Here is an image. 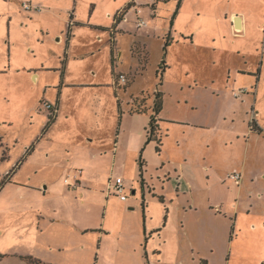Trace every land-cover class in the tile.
Returning <instances> with one entry per match:
<instances>
[{"label":"crops","instance_id":"0c3cea01","mask_svg":"<svg viewBox=\"0 0 264 264\" xmlns=\"http://www.w3.org/2000/svg\"><path fill=\"white\" fill-rule=\"evenodd\" d=\"M115 1L105 0L100 14L96 0H0L3 11L0 15V237L20 235L30 248L19 262H7L9 253L0 254V264H66L64 259L58 258L59 252L85 246V239L92 232H98L103 241L116 230L114 225H117L108 226L107 219L101 225L85 224V218L96 211L90 212V204L101 205L105 201L109 207L115 199L124 204L125 210L137 207V197L129 200L127 196L121 201L108 192L111 180L120 179L125 193L128 189L120 167L134 165L144 149L145 165L157 162L166 168L162 162L164 142L158 152L156 141L147 144V135L139 138L132 133V128L117 132L115 129L114 135L111 134L124 109V115L119 117L123 127L128 128L131 117L142 114L130 112L133 99L143 94L127 97L134 80L130 79L120 88L116 85L121 73L131 74L120 69L124 54L122 40L125 36L133 37L130 52L137 63L134 73L142 75L141 58H148V51L146 38L139 30H146L149 37V28L161 1L118 0L112 7ZM25 2L40 9H26ZM129 2L136 8L129 9L116 24L114 15ZM181 5L179 2L172 18L168 46L174 41L172 30L176 20L182 16ZM215 5L221 8L217 31L220 46H225L222 41L228 40L239 55L259 53L261 47L264 53V0H224ZM137 8L147 21L144 27H137ZM202 29L201 25H196L191 31L181 29L179 34L193 42ZM86 32L94 34L98 44H92ZM262 66L263 59L257 69L230 70L225 87L239 85L242 78L237 76H242L248 79L240 81V88L248 93L249 88L261 84ZM12 75L23 76L25 80L7 82ZM235 93V97L240 96ZM146 94V107L150 108L151 116L154 93ZM14 98L27 102L21 113L28 123L18 129L17 117L10 112ZM46 103L57 107L52 121ZM160 114L161 119L170 118L160 117ZM165 121H161V128ZM11 129H17V137L22 133L28 135L20 148L15 147L19 138L15 139L13 147L7 141L6 134ZM104 155L111 160L110 174L103 185L92 183L88 167ZM173 160L169 159L168 165ZM89 161H93L92 164ZM185 162H180V170H176L174 177L168 171L169 181L174 180L177 191L183 194L191 187V182L185 180ZM53 172H59V177ZM132 191L135 196L139 195L137 189ZM151 191L155 192L153 188ZM166 221L167 217L160 229V225H151L144 217L143 234L137 235V239L141 243L144 236L145 245L148 244L147 232L161 235Z\"/></svg>","mask_w":264,"mask_h":264},{"label":"rangeland","instance_id":"374dc122","mask_svg":"<svg viewBox=\"0 0 264 264\" xmlns=\"http://www.w3.org/2000/svg\"><path fill=\"white\" fill-rule=\"evenodd\" d=\"M96 1L102 14L105 0ZM117 1L111 6L115 7ZM158 1L161 2L157 4L149 37L146 30H139V34L146 38V69L141 66L143 74L137 76L134 73L137 63L130 52L132 36H125L122 40L124 54L120 69L131 73H125L127 83L134 80L127 97L143 93L137 103L147 97V92L154 93V98L157 89L163 92L160 117L170 118L163 119L167 121L162 123V131L158 134H162L164 139L162 162L166 168L150 162L144 166L142 174L140 155L134 165L120 167V174L129 189L126 191L129 200L139 199L137 207L125 210L124 204L115 199L109 207L105 201L101 205L90 204V212L96 211L86 217L84 223L101 225L107 219L108 226L117 225H114L116 230L103 241L98 232H92L85 239V246L71 252H59L58 258L64 259L66 264H264L262 47L259 53L239 55L232 49L231 41L225 40L222 41L225 46L219 45L221 38L217 31L221 8L215 4L224 0H185L186 4L183 0H156L155 3ZM179 2H182V16L176 20L172 30L174 41L164 49L166 41H170L168 33ZM2 13L0 5V15ZM196 25L203 29L194 36L193 42L179 34L181 29L191 31ZM85 34L90 35L92 44H98L94 34ZM262 59L261 84L249 88V94L244 90L240 93V81L248 79L242 76H237L242 78L239 85L225 87L230 70L257 69ZM161 65L169 68L157 76L156 71L161 69ZM24 80L23 76L12 75L7 82L23 83ZM235 91L240 96L235 97ZM14 100L10 112L17 117L18 129L28 123L21 113L27 102L21 98ZM122 112L118 122L116 117L118 126L114 125L111 134L114 135L115 129L117 132L132 128V133L139 138L146 137L145 132L150 129V113L131 117L127 128L123 127L122 120L119 121V117L124 115ZM251 122L256 128H261V132H251ZM146 127L147 131H144ZM17 129L6 134L10 147L17 138L16 148L27 141L25 133L21 137L16 136ZM69 154L75 159L73 154ZM169 159H174L171 165H168ZM180 162L187 164L185 180L191 182L185 194L177 191L174 180L169 181L168 176L169 171L174 177L176 170H180ZM110 164L109 156L104 155L90 165L87 170L90 181L103 185L105 177L110 174ZM53 174L59 177L60 173ZM235 174L241 175L240 180ZM133 189L138 190V196L133 194ZM144 217L151 225H160V229L167 217L161 235L147 232L150 239L146 245L144 236L143 243L137 239V235L143 234ZM24 241L20 235L0 237V254L9 253L7 262L21 261L24 253L30 251Z\"/></svg>","mask_w":264,"mask_h":264},{"label":"trees","instance_id":"16d2710c","mask_svg":"<svg viewBox=\"0 0 264 264\" xmlns=\"http://www.w3.org/2000/svg\"><path fill=\"white\" fill-rule=\"evenodd\" d=\"M180 6V4H179ZM178 6V8H179ZM127 10V7L125 8ZM122 20V17H119L117 19V23H119L120 21ZM170 44L169 41H166V44H165V49L167 48V46ZM141 61H142V65L143 67L145 68L146 65H147V62H148V58L147 57H144L141 58ZM143 68V69H144ZM161 69L158 70V76L159 74H161V71H164L166 66L163 67L162 65L160 66ZM163 93L161 91H158L157 93H155V102H154V105L152 107V114H151V118H150V129L148 130L147 132V144L152 142V141H156L157 143V151L160 152L161 151V147L163 145V136H161L162 134H158L160 133V131H162V128H161V121H163V119L159 118V114L160 112L162 111L163 109ZM139 99V97H136L133 99V102H132V107L130 109V112L131 113H148L150 108H147L146 107V104H147V97L143 98L140 103H137V100ZM53 119L50 118V121H52ZM251 125V128L252 129H255V130H258L259 132H261V128H256V126L252 125V122L250 123ZM159 135V136H158ZM144 149L142 150L141 154H140V157H139V166H140V171L141 173L143 174L144 172V166L146 164V160L144 158ZM1 185H2V182L0 183V188H1ZM162 199V197H160ZM144 209H145V206H144ZM147 239V238H146Z\"/></svg>","mask_w":264,"mask_h":264},{"label":"built area","instance_id":"2783aa9c","mask_svg":"<svg viewBox=\"0 0 264 264\" xmlns=\"http://www.w3.org/2000/svg\"><path fill=\"white\" fill-rule=\"evenodd\" d=\"M24 7L26 9H36V10H39L40 9L39 6L33 5L30 2H25L24 3ZM126 7H127V10L125 9ZM131 8H136V6L134 4H132L131 2H129V4L127 6H125L121 11H119L118 13H116L114 15V21H115V23L117 22V19L119 17H122V19H124L127 11L129 9H131ZM136 11H137V18H136L137 27H144V26H146L147 25V21H146L145 18H143L140 15L141 10L137 8ZM127 81H128V78H127L126 74L121 73L119 75V77H118L117 82H116L117 88L122 87L124 84L127 83ZM243 90L246 91V89H241L240 90L241 91L240 93H243ZM235 95H238V92H236ZM46 107L49 110L50 118L51 119H54L56 117V115H57V107L54 104H52V103H46ZM75 177H77V175H75ZM235 177L237 178V180H240L241 175L240 174H235ZM66 181L68 182V179H66ZM75 184H77V183H75ZM108 192L110 194L117 195L118 197H120L123 200H126L127 199V194L125 193V186H124L123 182L120 179H118V180H111L109 182Z\"/></svg>","mask_w":264,"mask_h":264}]
</instances>
